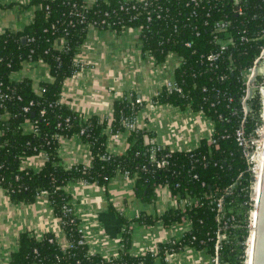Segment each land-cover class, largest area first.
Masks as SVG:
<instances>
[{"label":"trees","instance_id":"trees-1","mask_svg":"<svg viewBox=\"0 0 264 264\" xmlns=\"http://www.w3.org/2000/svg\"><path fill=\"white\" fill-rule=\"evenodd\" d=\"M145 1L147 6L138 10V18L130 20L131 9H118L121 0H96L89 7H85V0H33L38 8L31 23L17 32L0 33V92L6 96L0 99V185L7 189L14 202H31L40 196L41 190H46L45 198L70 243L59 245L51 232L44 233L42 237L22 232L8 264L151 262L149 252L139 256L128 253L130 223L136 220L141 224H150L159 217L152 218L141 213L133 219H124L121 228L123 249L118 256L106 260L99 254L90 253L86 243H77L80 237L79 220L72 213L63 212V205L70 199L63 189L67 183L105 186L113 174L124 171L134 179L135 195L141 199H154L158 186H166L170 194L182 203L199 199L196 206H185L183 212L180 208H171L160 216L165 224L180 221L186 216L191 229L174 244L169 241L159 243V254L163 255L166 249L178 251L189 245L205 249L213 255L217 225L207 196L223 193L227 228L218 255L225 264L243 263L251 176L234 131L242 123L245 135L252 137L255 127L262 122L264 105L258 88L247 101L249 110L244 112L242 109L240 101L244 84L240 73L251 66L264 46V35H260L264 14L259 12L253 16L250 7L245 15L230 14L229 44L216 59L209 61L207 56L218 50L212 18L189 17L190 8L184 0ZM139 5L143 6L142 3L136 6ZM73 8L82 11L83 22H78L71 14ZM214 8L213 18L228 10L227 6ZM101 20L104 23H99ZM94 23L99 28L116 30L138 27L142 51L151 54L157 62L165 60L171 52L182 56V62L174 69V78L180 83L182 92L169 93L162 89L152 100L179 107L188 105L194 111L203 112L212 123L209 140L202 139L192 150H170L160 146L152 154L150 147L154 143L145 138L149 139L152 132L135 127L129 130V145L125 153L112 154L105 148L107 133L104 129L108 126L111 129L109 134H113L124 128L122 119L135 118L138 106L131 103L134 93H131L129 101L122 96L115 102L109 120L92 117L81 121L78 114L69 110L63 102L54 104L61 94L63 81L72 76L76 68L74 59L87 30L95 26ZM57 38L64 39L60 49L54 47ZM185 42H189L190 46H186ZM36 60L48 65L51 80L42 81L37 89H33L27 79H10V74L18 71L24 61ZM262 81V77L257 75L255 84L259 85ZM30 101L29 111L24 112L22 108ZM41 109L44 111L42 115L39 113ZM65 117L70 118L68 126L63 124ZM26 121L36 123L38 134L25 132L23 124ZM83 127L85 130L80 139L89 144L90 161L74 164L70 168L63 167L57 157L59 137L72 136ZM40 149L47 152V158L37 170L21 166L23 157L37 154ZM166 154L167 164L156 166V160ZM72 215L74 219L70 221Z\"/></svg>","mask_w":264,"mask_h":264},{"label":"crops","instance_id":"crops-1","mask_svg":"<svg viewBox=\"0 0 264 264\" xmlns=\"http://www.w3.org/2000/svg\"><path fill=\"white\" fill-rule=\"evenodd\" d=\"M37 8L33 0H0V33L22 30L31 23ZM139 41V33L132 28L116 30L91 26L76 57L85 66L78 75L63 81L62 102L77 113L81 121L92 117L109 120L115 102L127 93H134L143 100L135 113V126L152 132L146 140L170 150H192L202 139L209 140L212 123L203 112L194 111L188 105L179 107L152 100L163 89L166 79L174 76L175 57L157 62L138 47ZM63 44V39L57 38L54 47L60 49ZM49 75V67L44 62L24 61L18 71L10 74V79H27L32 88L37 89L40 82L48 81ZM23 128L28 131L30 122H24ZM128 136L129 130L125 128L115 135H107L106 150L112 154L125 153ZM57 157L63 167L88 163L89 146L77 135L61 136ZM41 163V158L33 155L26 157L22 166L37 170ZM134 189V179L121 172L113 174L105 186L67 183L65 191L70 196L69 202L79 220L88 251L102 257L118 255L124 219H133L141 213L159 218L150 224L136 220L130 223L127 251L131 255H140L145 249L158 251L159 243L176 236L186 226L183 218L170 224L160 218L168 209L181 208V202L165 186L157 188L152 200L137 197ZM22 232L34 237L51 232L59 244L67 242L47 199L38 197L31 202H14L7 189L0 185V264H8ZM148 264H210V255L205 249L185 246L165 256L157 252Z\"/></svg>","mask_w":264,"mask_h":264},{"label":"built area","instance_id":"built-area-1","mask_svg":"<svg viewBox=\"0 0 264 264\" xmlns=\"http://www.w3.org/2000/svg\"><path fill=\"white\" fill-rule=\"evenodd\" d=\"M95 1L96 0H85V7H89V6L93 5L95 3ZM184 2H185V5H187L190 8L189 12H188L189 17L200 18V16H201L204 19H206V18H209V19L212 18L213 19L212 20V31L214 33V38L217 39L216 41L218 43V50L211 52L207 56V60H209V61L216 59L219 56L220 52L225 50L229 44V38L231 36V33H230L231 19L229 16L230 14L245 15V13L247 12V8H249V7L251 9L250 13H252L253 16H256L259 12H262V14H264V0H184ZM137 3H140V4L142 3L143 6H141V5L136 6ZM145 6H147V2L145 0H121L118 9L124 10V11L131 9L130 12L132 14L129 16V19L132 20V19L138 18L139 14H140L138 10L141 8H144ZM216 6H221V7L227 6L228 10L226 12L220 13L219 15H217V14L214 15V18H213L212 12L215 10L214 7H216ZM156 8H159V6H157ZM201 10H204V11L201 12ZM71 14L74 15L75 19L78 22L84 21V15L80 9L73 8L71 11ZM156 16L158 17L159 15L157 14ZM146 17H147V19H149L148 15H146ZM99 23H104V21L101 20V21H99ZM94 25H95V27H97L96 23H94ZM194 28L196 29V27H194ZM132 29H134L135 31H137L139 33L138 27H133ZM195 33L197 34L198 31H196ZM260 35H264V27L260 29ZM61 39H63V38H61ZM63 41H64V39H63ZM185 45L190 46L189 42H185ZM138 47L142 49L141 40L138 42ZM149 55L152 56L151 54H149ZM169 56L175 57L174 58V61H175L174 69H175V67L180 65V63L182 62V56H180L174 52L169 53L167 55V57H169ZM167 57H166V59H167ZM165 60H163V61H165ZM163 61H161V62H163ZM73 64L76 66V68L74 69L72 76H75V75H78L80 73V70L82 68H84L85 65L82 62L78 61L77 58L74 59ZM173 72H174V70H173ZM257 75H260L262 77L263 81H262V83H260L256 87L254 85H255V79H256ZM240 76H241V80L243 81V84H244L243 94L241 95V101L240 102H241V106H242L243 111L247 112L249 110V106H248L247 101L253 95V93H252V95H249V90L252 89L254 91L255 88H258L260 85H264V46H262L260 48L259 53L254 57L251 66L247 70L242 71L240 73ZM51 78L52 77L49 75L48 80H51ZM163 89H165L169 93L176 92V93L180 94L182 92V88L180 86V83L175 80L174 76L172 78L166 79V81L163 84ZM259 91H260V89H259ZM123 96L127 101L132 99L131 93H129V94L127 93ZM5 97H6L5 94L0 92V99H3ZM18 98H20V97L18 96ZM61 98L62 97L60 94L59 99L57 101H55L54 104H57L58 102H62ZM262 98H264V96H262ZM142 101H143L142 98L137 96V97L132 99L131 103H132V105L134 104L136 106H139L142 104ZM31 103L32 102L30 101L28 103V105H26L22 108V110L24 112H28L29 111V105ZM263 105H264V101H263ZM263 111H264V106H263V110L261 111V121L262 122L255 127L254 135L252 137H247L245 135V131H244L242 123L239 124L238 127H236V129L234 131L235 140L241 149L242 156L246 160L247 170L251 176V179H250L251 183L249 186V205H250V208L248 210L247 224H246L248 233H247V237L244 241L245 248H244V259H243L242 264H250V261H251V257H250L249 262H247V246H248L249 237L252 235V239H251V248H252L253 236H254V229L253 228H254V224H255V214H256L255 208H256L257 197H258V193H259V181H260L262 161H263V148H264ZM43 112H44L43 109L39 110L40 115H42ZM69 121H70V118L65 117L63 119L64 126H68ZM84 121H86V120H84ZM26 122H30V121H26ZM30 124H31V128L28 131L25 130V132H33V133L38 134L36 123L30 122ZM121 124L123 125V127L125 129H128V130H131V129L136 127L135 122H134V118H132V119L124 118L121 120ZM84 130H85V128L83 127L80 129V131L78 133H75L73 135H77L80 138V135L84 133ZM110 130L111 129L107 126L104 129V132H106L107 135H109V136L115 135L117 133V131H116L113 134H109ZM88 146H89V144H88ZM159 147H160L159 144H156V143L152 144L150 147V152L153 154L155 150L159 149ZM34 155L40 157L42 162L44 159L47 158V152L43 149H40L38 151V153L34 154ZM167 155L168 154H166L160 160H156V166H163V165L167 164V159H166ZM28 156H33V155H28ZM28 156L23 157L22 162H21V166H22L24 159ZM105 157L108 158V156H105ZM70 167H66V168H70ZM122 174L125 175L126 177H130L127 171H124ZM80 183H85V182H80ZM65 186L63 187L64 190H65ZM158 187H162V186H158ZM46 195H47V191L41 190L39 197L45 198ZM207 197L210 199V204L212 205V210L215 212L214 217H215V222L217 225L216 241L214 243V254L210 255V264H225V263L221 262L219 255H218L220 242H221V240H224L226 238V234L224 231L227 228L226 221H224V211H223L224 194L220 193L218 196L209 195ZM69 203L66 202L63 205V207H62L63 212L65 214L72 213L77 218L71 203L70 204ZM198 203H199V199L189 200V202L185 201V203L181 202V208L180 209L183 212V211H185V206H189V205L196 206ZM73 215H72V217H70V221H73V219H74ZM182 218H183V221H186L185 222L186 226L176 236H172L165 241H169L171 244H174V243L178 242L179 239L183 238L184 235L186 234V232H188L191 229V223H190L189 219L186 216H184ZM59 225H60V222H59ZM60 228H61V226H60ZM61 230H62V228H61ZM78 231L80 233V237H79L77 243L78 244L86 243L84 241V237H83L81 228L79 226V223H78ZM63 234L65 235L64 231H63ZM192 239H194V237H192ZM69 244L70 243L67 241L65 245H61V244H59V245L66 246ZM185 246H189V245H185ZM185 246H183L182 248H184ZM122 249H123V243L121 242L120 251ZM181 249H179V250H181ZM147 252H149L150 257L153 259L156 256L158 251H156L155 249H153V250L145 249V250H143V252L141 254H144ZM174 252H176V251H172V249H166V250H164L163 256H165L166 254H169V253H174ZM118 255H114V256H118ZM135 256H139V255H135ZM111 257H113V256L104 257V258L106 260H109Z\"/></svg>","mask_w":264,"mask_h":264},{"label":"water","instance_id":"water-1","mask_svg":"<svg viewBox=\"0 0 264 264\" xmlns=\"http://www.w3.org/2000/svg\"><path fill=\"white\" fill-rule=\"evenodd\" d=\"M253 90H249L252 95ZM256 214L254 224V236L250 264H264V148L263 161L259 181V193L256 203Z\"/></svg>","mask_w":264,"mask_h":264},{"label":"bare ground","instance_id":"bare-ground-1","mask_svg":"<svg viewBox=\"0 0 264 264\" xmlns=\"http://www.w3.org/2000/svg\"><path fill=\"white\" fill-rule=\"evenodd\" d=\"M263 117H264V111H263ZM263 129H264V127H263ZM251 239H252V235L249 237V240H248V246H247V262H249V259L251 257V253H252Z\"/></svg>","mask_w":264,"mask_h":264},{"label":"rangeland","instance_id":"rangeland-1","mask_svg":"<svg viewBox=\"0 0 264 264\" xmlns=\"http://www.w3.org/2000/svg\"><path fill=\"white\" fill-rule=\"evenodd\" d=\"M254 86L257 87V85L255 84ZM260 87V88H259ZM258 88L260 89L262 96H264V85H260Z\"/></svg>","mask_w":264,"mask_h":264}]
</instances>
